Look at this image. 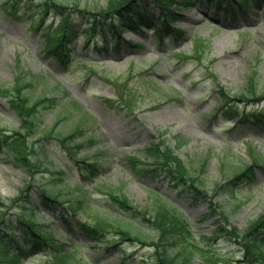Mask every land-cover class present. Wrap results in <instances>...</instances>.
Here are the masks:
<instances>
[{"label": "rangeland", "instance_id": "1", "mask_svg": "<svg viewBox=\"0 0 264 264\" xmlns=\"http://www.w3.org/2000/svg\"><path fill=\"white\" fill-rule=\"evenodd\" d=\"M39 1L0 0V89L13 86L21 73L34 82L27 92L31 102L48 99L40 104L31 136L42 167L33 174L16 161L10 150L2 148L0 199L14 200L31 186L29 196L34 207H40L37 187L73 188L76 181L87 185L85 192L89 197L83 205L72 202L77 216L69 214L70 224H63L59 216H52L43 207L42 213L36 214L42 229L67 249H73L84 264L161 262L152 246L125 243L106 252L102 245L90 242L79 231L81 222L104 225L108 243L117 241L113 225L133 229L149 242L157 237L154 227L117 209L104 193L106 189L123 193L148 217H154L159 206L179 213L189 223L196 245L205 247L208 253L214 251L206 255L190 247L189 264H245L239 262L244 255L242 244L227 236H215V220L225 216L231 226L244 231L264 215V130L257 128L259 134L251 137L252 147L257 144L256 151L262 154L255 167L257 183H243L234 192L220 190L217 185L224 175L253 163L254 156L247 144L233 143L241 136L235 137L230 125L208 116L213 115L219 103V89L226 90L231 98L241 99V110L264 111V4L253 2L248 14L235 11V18L226 7L219 8L220 0H192L188 8L173 16L176 19L169 33H165L164 45H156L159 34L145 30L149 35H130L139 43L138 51L121 41L119 50L113 48L115 44H109L112 50L95 54L92 40L89 48H83L87 39L80 35L86 30L87 21L76 12V5L102 12L108 8L109 0H59L69 7L67 11L75 21L78 35L67 48L72 60L67 66L63 59L48 52L47 46L49 39H56L51 30L60 21V15L50 10L43 23L47 32L43 33L39 26ZM18 2H23L19 5H23L21 11L11 7ZM147 4L155 17L161 14L153 0H147ZM100 27L96 26L97 31ZM160 31L163 34L162 24ZM180 33L185 35L180 38ZM173 34L180 40L173 41ZM96 42L104 47L102 37ZM251 79L260 97L258 102H253L249 93ZM24 120L0 93V130L20 131ZM76 127L83 131L84 144L80 154L71 153L74 158L63 141ZM44 134L50 138L42 137ZM90 140L95 143L90 144ZM152 140L174 150L193 175L200 178L203 186L199 192L173 187L161 177L145 172L132 173L130 158L144 161L141 152ZM63 169L68 174H60ZM96 182L98 189L92 188ZM73 196L68 192L66 200ZM211 199L219 210L206 220L214 210L209 206ZM24 206L18 205L21 210ZM56 208L59 213L60 207ZM20 264L56 261L44 251L25 256Z\"/></svg>", "mask_w": 264, "mask_h": 264}, {"label": "trees", "instance_id": "2", "mask_svg": "<svg viewBox=\"0 0 264 264\" xmlns=\"http://www.w3.org/2000/svg\"><path fill=\"white\" fill-rule=\"evenodd\" d=\"M155 5L161 7L163 11H168V6H173L171 0H154ZM191 1V0H189ZM146 0H111L107 10L102 12L88 13L84 16V23L88 36L93 32L96 26L102 28H113L120 30L125 27L134 28L137 24H152V20L146 11ZM22 2L14 4V10L19 8ZM58 0H40L37 5L40 8L39 17L42 18L40 28L43 30V23L45 22L50 10H56L60 14V22L51 33L56 34V39H49L47 42L50 53L61 56L65 60L69 59L68 46L76 39V25L70 13H66V7ZM23 6V5H22ZM86 12V11H84ZM81 13V12H80ZM83 14V13H82ZM84 15V14H83ZM89 21V23H88ZM45 30V31H44ZM43 31L46 33L47 29ZM93 30V31H89ZM21 73L15 79L13 86L0 89V93L7 98L11 109L16 111L25 120L22 124L20 131L8 133L7 131L0 130V150L8 148L14 155L16 160L21 163L28 171L35 173L41 167V162L38 161L36 148L31 140L34 135L37 122V112L40 104L46 102L48 99L41 98L35 102H31V97L28 95V89L32 87V81L25 79ZM249 93L253 96L254 100L258 99V92L255 89L254 79L250 80ZM220 104L216 108L214 115H217L225 120L231 122L235 131L246 132L252 130L250 128L264 129V112H247L241 110L237 102L240 99L230 98L224 90H219ZM264 95V90L261 91ZM258 101V100H257ZM48 102V101H47ZM80 131V129H78ZM48 137V135H44ZM69 135L67 139L72 138ZM74 140V139H73ZM78 149L81 144H78ZM146 158L151 163L142 162L136 164V160L132 159L135 170H140L145 173H154L161 171L165 173L175 186H184L185 191H200L203 183L199 177L194 176L193 173L186 167L184 162L173 154L167 147H163L160 143L151 142L145 151ZM152 159V160H151ZM257 157H254L256 164H249L239 169L231 171L230 174L224 175L223 182L219 185L222 190H230L233 192L242 183H254L255 180V165L258 163ZM143 165V166H140ZM135 165L137 169L135 168ZM151 166V167H150ZM35 170V171H34ZM63 173H66L64 171ZM62 173V174H63ZM160 175V173H158ZM98 185H94L97 188ZM87 186L81 187L77 182V186L72 189L76 192V198L80 205L83 204L87 198L85 189ZM39 194L42 204L45 208H54L55 204L62 207L61 219L67 224L69 219L66 217L69 212L76 214V205H71L70 201L65 202L63 197L69 191L66 186L60 187L57 192L51 191L48 188H41ZM30 187L23 190L20 196L14 200L4 201L0 199V209L2 210L0 216V261L5 260L8 263L17 262L21 260V255L30 252H42L43 250L50 251L51 258L56 261V264H84L83 261L77 259L74 252L68 251L58 240L51 234L44 231L39 221L35 219V213L32 209V203L29 196ZM50 190V191H49ZM108 199L119 210L129 215L131 218H140L142 222L154 227L158 231L157 238L152 239L150 242L143 239L139 234L135 235L128 229L116 228L112 226V230L117 235V242L106 243L107 232L104 225L99 223L90 225L82 223L79 225V230L84 233L91 241L97 244L105 245L107 252L114 251L118 245L124 242H138L144 245L155 247L157 254L161 259V264H189L192 255L188 247L194 245L190 242L191 229L188 222L179 217L178 214L171 212L169 209L159 207L154 217H148L146 214L138 211L131 203V201L118 190L106 189L104 191ZM63 195V196H62ZM62 196V197H61ZM24 204V209L20 210ZM213 204L211 207L213 208ZM214 209V208H213ZM17 210V211H16ZM215 210V209H214ZM213 210V211H214ZM224 223L218 219L216 221V233L228 234V238L235 242L242 244L244 247V255L241 263L245 264H264V238L259 237L258 234L264 235V215L257 221L252 223L244 232L236 227H229V223L224 217ZM201 252L204 249L195 247ZM10 252V254H9ZM55 252V253H54ZM128 257H125L127 259ZM1 264V263H0Z\"/></svg>", "mask_w": 264, "mask_h": 264}, {"label": "bare ground", "instance_id": "3", "mask_svg": "<svg viewBox=\"0 0 264 264\" xmlns=\"http://www.w3.org/2000/svg\"><path fill=\"white\" fill-rule=\"evenodd\" d=\"M226 27V26H225ZM226 31H225V28H224V31H223V33H225ZM225 37H227L228 36V34L226 33L225 35H224Z\"/></svg>", "mask_w": 264, "mask_h": 264}]
</instances>
